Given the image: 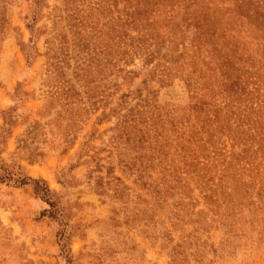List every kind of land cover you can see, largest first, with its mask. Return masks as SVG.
<instances>
[{"label": "rangeland", "instance_id": "1", "mask_svg": "<svg viewBox=\"0 0 264 264\" xmlns=\"http://www.w3.org/2000/svg\"><path fill=\"white\" fill-rule=\"evenodd\" d=\"M5 171L0 264H264V0H0Z\"/></svg>", "mask_w": 264, "mask_h": 264}, {"label": "trees", "instance_id": "2", "mask_svg": "<svg viewBox=\"0 0 264 264\" xmlns=\"http://www.w3.org/2000/svg\"><path fill=\"white\" fill-rule=\"evenodd\" d=\"M12 182L14 185L16 186H23V185H28L29 183H33L36 187H35V191L38 194L42 195V198H44L45 200H49V196H50V192L48 190V188H37V184L39 181H36L34 179L28 178V177H24V176H14L13 174H11L9 171H5L3 172V174H0V182ZM49 204H51L50 201H48Z\"/></svg>", "mask_w": 264, "mask_h": 264}]
</instances>
